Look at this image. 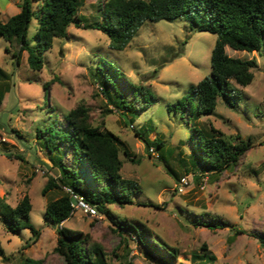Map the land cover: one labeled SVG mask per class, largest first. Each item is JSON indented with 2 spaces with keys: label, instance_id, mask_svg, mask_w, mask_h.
I'll return each mask as SVG.
<instances>
[{
  "label": "rangeland",
  "instance_id": "obj_1",
  "mask_svg": "<svg viewBox=\"0 0 264 264\" xmlns=\"http://www.w3.org/2000/svg\"><path fill=\"white\" fill-rule=\"evenodd\" d=\"M40 1L30 0L33 11ZM104 1L83 0L79 15L85 24L101 20L98 6ZM23 2L0 0V20L18 14ZM36 30L37 21L31 18L27 30L30 47L36 46ZM215 42V35L196 31L183 18L145 22L123 51L110 49L107 36L96 29L70 26L66 38H56L52 49L41 53L43 68L37 72L29 68L27 52H22L17 64L13 57L17 48L0 37V151L10 152L0 153V198L16 206L28 195L30 221L40 232L38 241L24 248L32 238L31 231L11 234L0 222V264H22L26 257L40 259L43 264H65L53 252L58 235L45 214L46 205L62 191L41 194L50 178L59 177V170L36 133L49 127L63 128L65 116L80 106L86 109L92 127L118 136L139 160L132 163L120 150L122 178L136 182L141 191L131 204L110 206L119 219L143 223L156 240L177 248L176 263L264 264V248L257 238L264 235V35L256 52L226 47L229 57L256 61L252 82L246 87L234 84L229 104L219 96L213 112L198 114L195 98L188 117L173 109L192 86L210 75ZM102 71L108 75L118 71L132 84L148 87L153 103L143 112L122 115L102 94ZM49 82L45 89L44 83ZM211 127L233 143L240 137L252 145L237 165L220 173L209 172L194 158V129L209 138ZM136 131L151 142L162 141L163 148L152 147L148 157ZM159 156L165 159L167 169ZM185 176L189 185L179 193L174 185ZM199 217L226 226H195ZM62 225L99 244L105 253L98 256L103 264H159L158 255L132 238L123 239L99 213L89 217L76 210ZM206 253L214 257L212 262L204 261ZM193 255L201 259H192Z\"/></svg>",
  "mask_w": 264,
  "mask_h": 264
},
{
  "label": "trees",
  "instance_id": "obj_2",
  "mask_svg": "<svg viewBox=\"0 0 264 264\" xmlns=\"http://www.w3.org/2000/svg\"><path fill=\"white\" fill-rule=\"evenodd\" d=\"M82 4L83 0H41L37 10L33 11L30 0H24L18 14L5 22L0 20V37L10 47L17 48L13 53L17 64L22 52H27L29 68L41 71V53L51 50L56 38H66L70 26L96 29L107 36L110 49L123 51L145 22L183 18L196 31L215 35L216 42L211 51L210 75L192 86L189 94L175 102V111H181L186 117L191 116L192 101L198 98L197 113L209 114L215 110L219 96L230 103L231 94L235 93L234 84L246 87L253 80L252 69L256 67V61L229 57L225 49L229 47L249 53L260 50L264 35V0H105L98 6L101 20L91 25L85 24L84 18L79 15ZM31 18L37 21L35 47H30L27 42ZM6 51L9 52V49ZM102 74V94L122 115L143 112L153 103L154 95L148 87L132 84L118 71H111L110 75L102 71ZM50 84L44 83L43 87L47 89ZM111 92L114 98H111ZM2 99L0 95V105ZM211 132V137L204 138L200 131L194 129L197 141L191 138L197 164L209 172L220 173L228 166L237 165L252 147L250 140L237 137L239 141L233 143L214 127H211ZM36 134L37 139L42 140L50 161L59 170V177L50 178L41 194L46 196L54 189L62 191L58 199L46 205L45 214L56 226L58 235L53 252L65 264H103L98 256H104L105 253L99 244L90 243L88 236L62 225L71 217L72 211L71 198L63 191V187L94 205L97 212L115 226L116 232L123 239L130 241L132 238L137 244L158 255L159 264H183L176 263L179 255L177 248L156 240L153 231L143 223L121 220L110 209L112 205L131 204L132 197L141 191L136 182L124 179L120 174V150L132 163L139 160L134 159L118 136L108 130L101 131L92 127L87 121L86 109L81 106L65 116L63 128L49 127L46 131L37 130ZM135 135L144 142L148 157H151L149 150L152 147L156 150L163 148L160 140L151 142L138 131ZM162 160L166 167L165 159ZM169 174L172 175L171 172ZM31 209L28 195H24L16 206L8 204L4 197L0 198V222L5 230L16 234L28 229L32 233V238L24 248L35 244L40 237V232L30 221ZM194 225L217 229L225 227L226 223L199 217ZM257 238L264 248V235ZM203 257L207 263L214 260L209 253ZM199 258L196 255L192 257L195 260ZM22 264H43V261L26 257Z\"/></svg>",
  "mask_w": 264,
  "mask_h": 264
},
{
  "label": "built area",
  "instance_id": "obj_3",
  "mask_svg": "<svg viewBox=\"0 0 264 264\" xmlns=\"http://www.w3.org/2000/svg\"><path fill=\"white\" fill-rule=\"evenodd\" d=\"M150 153H153V149H150ZM189 185V178L187 176L182 177L179 179V181L176 182L174 185L175 191L182 193L185 191V189ZM63 191L69 195L71 198V215L74 214V212L80 211L83 214L89 216V217H98V212L94 205L87 202L82 196L75 194L73 191H71L69 188L63 187Z\"/></svg>",
  "mask_w": 264,
  "mask_h": 264
},
{
  "label": "water",
  "instance_id": "obj_4",
  "mask_svg": "<svg viewBox=\"0 0 264 264\" xmlns=\"http://www.w3.org/2000/svg\"><path fill=\"white\" fill-rule=\"evenodd\" d=\"M0 153H4L5 155H8L10 152H1L0 151ZM56 226L55 225H53V228H55Z\"/></svg>",
  "mask_w": 264,
  "mask_h": 264
}]
</instances>
